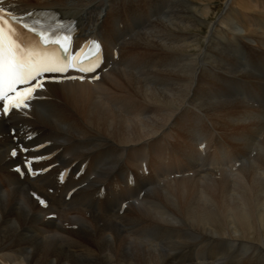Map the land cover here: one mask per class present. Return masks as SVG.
<instances>
[{
  "label": "bare ground",
  "instance_id": "6f19581e",
  "mask_svg": "<svg viewBox=\"0 0 264 264\" xmlns=\"http://www.w3.org/2000/svg\"><path fill=\"white\" fill-rule=\"evenodd\" d=\"M2 2L76 19L108 68L0 121V261L264 264V0ZM11 128L48 172H12Z\"/></svg>",
  "mask_w": 264,
  "mask_h": 264
},
{
  "label": "snow or ice",
  "instance_id": "6c2138e0",
  "mask_svg": "<svg viewBox=\"0 0 264 264\" xmlns=\"http://www.w3.org/2000/svg\"><path fill=\"white\" fill-rule=\"evenodd\" d=\"M2 2V0H0ZM32 13H27L30 17ZM10 17V19L8 18ZM15 22V23H14ZM33 33L38 37L36 44L25 45L19 38V29L16 24ZM53 30L46 28L39 20L29 25L25 22V17L15 16L12 13H6L3 7H0V119L10 118L14 113H26L31 108L32 101L43 99L39 93L45 91L46 74L65 73L72 70L80 72H94L99 67V63L93 67H80L75 63L65 62L55 52L48 50L50 42L63 48H67L59 39L51 40ZM65 41L68 39L64 37ZM96 48L99 44L93 41ZM77 79V77H68ZM83 79V77H80ZM52 82H59L53 79ZM13 136L16 130L12 129ZM31 139V136L28 137ZM19 151L27 152L26 147L21 146ZM10 155H17V148H12ZM34 160L44 159V157H33ZM28 174L35 176L37 172L31 168V161H26ZM21 176L24 173L19 167L15 169ZM41 172L46 171L41 169ZM33 197L38 200L41 206L46 207V202L32 193Z\"/></svg>",
  "mask_w": 264,
  "mask_h": 264
},
{
  "label": "rangeland",
  "instance_id": "374dc122",
  "mask_svg": "<svg viewBox=\"0 0 264 264\" xmlns=\"http://www.w3.org/2000/svg\"><path fill=\"white\" fill-rule=\"evenodd\" d=\"M234 4H235V6H234ZM203 5H204V4H203ZM232 5H233L234 8H235V7H236V2H233V3L230 4V6H232ZM257 9H258V7H257L255 10H257ZM254 12H256V11H254ZM102 30H103V28H102ZM241 32H242V30H241ZM250 44H252V47H254L256 43H255L254 41H251ZM253 106H254V105H253ZM258 107H259V106H256V108H258ZM259 109H260V107H259ZM223 114H224V113L222 112V115H223ZM245 254H246V253H245ZM242 258H243V256L240 258V260H239L238 263L241 264V263L246 262V260L243 261ZM4 260H5L6 262L3 263V262L0 261V264H9V263H10V261H9L10 259H9V258L6 257V258H4ZM237 261H238V260L236 259V262H237ZM232 264H234V263H232Z\"/></svg>",
  "mask_w": 264,
  "mask_h": 264
}]
</instances>
